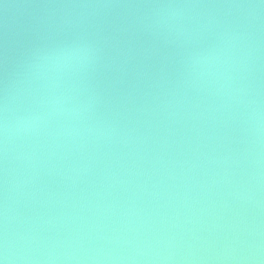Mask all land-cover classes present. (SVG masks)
<instances>
[{
    "label": "water",
    "instance_id": "95a60500",
    "mask_svg": "<svg viewBox=\"0 0 264 264\" xmlns=\"http://www.w3.org/2000/svg\"><path fill=\"white\" fill-rule=\"evenodd\" d=\"M166 2L201 5L185 16L243 33L241 103L192 85L184 50L152 26L151 5ZM259 3L0 0V100L6 83L21 88L37 49L79 36L101 49L84 96L102 134L70 140L57 157L40 149L35 166L20 141L9 165L10 233L59 257L40 264H264V8L228 7Z\"/></svg>",
    "mask_w": 264,
    "mask_h": 264
},
{
    "label": "clouds",
    "instance_id": "9594fccd",
    "mask_svg": "<svg viewBox=\"0 0 264 264\" xmlns=\"http://www.w3.org/2000/svg\"><path fill=\"white\" fill-rule=\"evenodd\" d=\"M7 7V5H5ZM155 11L152 26L167 33V42L184 50L183 63L193 86H206L226 97L225 105L241 103L245 88L240 72L248 53L244 35L231 25H222L214 19H194L185 16L184 10L201 7L196 4L175 2L151 5ZM206 7H216L210 5ZM228 7L264 8L259 4H233ZM214 29H218L214 31ZM215 39L207 46L200 42L209 35ZM101 49L96 41L79 36L71 41L37 49L20 78L21 88L6 83L0 100V264H40L41 260L54 262L53 258L35 255L30 233L17 235L9 230V184L14 169L10 163L17 142L26 143L29 151L23 160L35 166L37 151L47 158L57 157L60 149L70 140L89 133H101L90 125L92 100L85 97L89 72L100 58ZM20 100L26 106L17 107ZM249 106L258 101L249 100ZM70 260L80 257L68 256ZM259 261V254L251 257Z\"/></svg>",
    "mask_w": 264,
    "mask_h": 264
}]
</instances>
